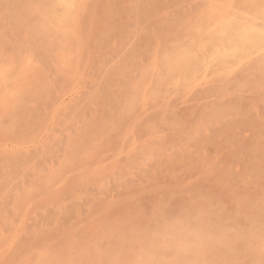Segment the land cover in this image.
Listing matches in <instances>:
<instances>
[{
  "label": "rangeland",
  "instance_id": "1",
  "mask_svg": "<svg viewBox=\"0 0 264 264\" xmlns=\"http://www.w3.org/2000/svg\"><path fill=\"white\" fill-rule=\"evenodd\" d=\"M58 1L0 0V264H263L264 49L226 65L198 51L195 75L164 63L243 0Z\"/></svg>",
  "mask_w": 264,
  "mask_h": 264
},
{
  "label": "bare ground",
  "instance_id": "2",
  "mask_svg": "<svg viewBox=\"0 0 264 264\" xmlns=\"http://www.w3.org/2000/svg\"><path fill=\"white\" fill-rule=\"evenodd\" d=\"M30 1V0H29ZM34 1V0H33ZM56 1V0H55ZM91 1V0H90ZM99 1V0H98ZM214 1V0H213ZM212 1V2H213ZM231 1V0H230ZM32 2V1H31ZM40 1H38V5L40 4L39 3ZM53 2V1H52ZM58 2H63L62 0H59ZM100 2H102V1H100ZM106 2V1H105ZM211 2V3H212ZM229 2V1H228ZM35 3V2H34ZM42 3V2H41ZM66 3H69V2H66ZM204 3V2H203ZM214 3V2H213ZM216 4H218V2H215ZM230 4L232 3V2H229ZM64 4H65V2H64ZM70 4V3H69ZM110 4V3H109ZM30 5H31V3H30ZM32 5H34V7H35V4H32ZM42 5V4H41ZM68 5V4H67ZM67 5H65V6H67ZM87 5V4H86ZM99 5V4H98ZM102 5V4H101ZM108 5V4H107ZM43 6V5H42ZM74 6V5H73ZM95 6V5H94ZM206 6H207V4H206ZM216 6V5H215ZM68 7V6H67ZM224 7V6H223ZM226 7V6H225ZM45 8V7H44ZM44 8H42V9H44ZM68 8H70V7H68ZM81 8H83V7H81ZM85 8V7H84ZM212 8V7H211ZM52 9H53V7H52ZM51 9V10H52ZM30 10V9H29ZM45 10V9H44ZM43 10V11H44ZM70 10V9H69ZM68 10V11H69ZM74 10V9H73ZM83 10V9H82ZM209 10H210V8H209ZM224 10H226L225 8H224ZM237 10H239V11H235V12H229V13H227V15L226 16H224L223 15V12H222V15L224 16L223 18L221 17L220 18V20L218 21H214V19H212L213 21H214V23L213 24H206V25H210V26H208V28H207V32L206 33H204V34H200L201 36L200 37H197V40L199 39V41L197 42V43H195V44H197L194 48L193 47H189V48H186L185 47V45H184V47H179V49L178 48H175V50H174V48H173V52L171 53V54H167L166 56L167 57H165V64H166V68H167V70H168V72H169V76H171V75H174V73L176 72V71H178V70H182L184 73H187V74H194L196 71H197V62L199 61V57H198V54H197V52L199 51V52H201L202 53V56H200V57H202V58H204V57H206L207 55L209 56L210 54L211 55H214L215 57H216V60L218 61H220V63L222 62L223 64L225 63V65L226 64H228L233 58H235V57H238V58H240L241 56H245V55H248L249 53H254V52H259V51H261L262 49H264V0H243L242 2H241V4H240V7H237ZM40 11V10H39ZM42 11V12H43ZM57 11V10H56ZM61 11V10H60ZM67 11V12H68ZM44 12H46V11H44ZM55 12V11H54ZM53 12V13H54ZM70 12V11H69ZM85 12V11H84ZM227 12V11H226ZM35 13V12H34ZM47 13V12H46ZM77 13H79V12H77ZM40 14V13H39ZM38 14V15H39ZM45 14V13H44ZM51 14V13H50ZM64 14V13H63ZM68 14V13H67ZM197 14V13H196ZM199 14V13H198ZM217 14V13H216ZM215 14V15H216ZM29 15V14H28ZM27 15V16H28ZM37 15V16H38ZM46 15V14H45ZM194 15H195V13H194ZM249 17H248V16ZM34 15L32 14V16L31 17H33ZM84 16V15H83ZM54 17H56V16H54ZM61 17V16H60ZM66 17V16H65ZM197 17H198V15H197ZM216 17H217V15H216ZM216 17H214L215 19H216ZM33 18H35V17H33ZM33 18H32V20H33ZM41 18H42V14H41ZM45 18V17H44ZM67 18V17H66ZM65 18V19H66ZM52 19V18H51ZM51 19H50V22H51ZM64 19V20H65ZM68 19H69V17H68ZM67 19V20H68ZM83 19V18H82ZM189 19V18H188ZM218 19H219V17H218ZM42 20V19H41ZM46 20V19H45ZM44 19H43V21H45ZM54 21H55V18L53 19ZM63 19L62 20H58V21H64ZM194 20H195V18H194ZM198 20H199V18H198ZM42 21V22H43ZM69 21V20H68ZM184 21V20H183ZM183 21H182V23H183ZM188 21V20H187ZM193 21V20H192ZM201 21V20H200ZM27 22V21H26ZM57 22V21H56ZM186 22V21H185ZM191 22V21H190ZM210 22H211V20H210ZM33 23V22H32ZM31 23V24H32ZM46 23H47V21H46ZM49 23V22H48ZM63 23V22H62ZM68 23V22H67ZM81 23V22H80ZM197 23V22H196ZM25 24V23H24ZM30 24V23H29ZM41 24V23H40ZM45 24V23H44ZM51 24V23H50ZM69 25H70V23H68ZM83 24V23H82ZM203 24H204V21H201L200 22V24L198 25L199 27H201L202 28V26H203ZM38 24H36V26H37ZM53 25V24H52ZM63 25V24H62ZM69 25H68V27H69ZM190 25V24H189ZM193 25V24H192ZM23 26V25H22ZM30 26V25H29ZM35 26V25H34ZM36 26H35V28H36ZM44 26V25H43ZM64 26V25H63ZM66 26V25H65ZM31 27V26H30ZM33 27V26H32ZM40 27V26H39ZM67 27V26H66ZM78 27V26H77ZM76 27V28H77ZM177 27V26H176ZM184 27V26H183ZM190 27V26H189ZM194 27V26H193ZM35 28H33V29H35ZM41 28V27H40ZM46 28V27H45ZM55 28V27H54ZM180 28H181V26H180ZM195 28V27H194ZM198 28V27H197ZM203 28H206V26L204 27L203 26ZM203 28H202V30H203ZM22 29H24V28H22ZM39 29V28H38ZM189 29V28H188ZM196 29V28H195ZM26 30H28V29H26ZM50 30H52V29H50ZM49 30V31H50ZM82 30H84V29H82ZM184 30V29H183ZM41 31H43V30H41ZM57 31V30H56ZM89 31V30H88ZM185 31V30H184ZM187 31V30H186ZM191 31V30H190ZM196 31V30H195ZM201 31V30H200ZM200 31H198V32H200ZM1 32V31H0ZM53 32V31H52ZM61 32V31H60ZM81 32V31H80ZM179 32V31H178ZM182 32V31H181ZM193 32V31H192ZM191 32V33H192ZM197 32V33H198ZM205 32V31H204ZM38 33H41V32H38ZM76 34H77V32H75ZM119 33V32H118ZM25 33H23V35H24ZM67 34V33H66ZM88 34H89V32H88ZM110 34V33H109ZM181 34V33H180ZM185 34V33H184ZM69 35V34H68ZM74 36L75 34H72L71 33V36ZM79 35V34H78ZM112 35V34H111ZM177 35V34H176ZM179 35V34H178ZM187 35H189V33L187 34ZM3 36V35H2ZM31 36V35H30ZM49 36V35H48ZM180 36V35H179ZM192 36V35H191ZM196 36H198V35H196ZM117 37V36H116ZM115 37V38H116ZM173 37V36H172ZM178 37V36H177ZM26 38H27V36H26ZM39 38V37H38ZM74 38V37H73ZM73 38H71V39H73ZM85 38V37H84ZM119 38V37H118ZM176 38V37H175ZM179 38V37H178ZM4 39V38H3ZM30 39V38H29ZM70 39V40H71ZM81 39H82V37H81ZM189 39V38H188ZM41 40V39H40ZM192 40V39H191ZM196 40V39H195ZM15 41V40H14ZM75 41V40H74ZM111 41V40H110ZM117 41V40H116ZM138 41V40H137ZM177 41V40H176ZM185 41V40H184ZM1 42V41H0ZM5 42H7V40L5 41ZM73 42V41H72ZM81 42V41H80ZM83 42H84V39H83ZM119 42H120V40H119ZM162 42V41H161ZM168 42V41H167ZM175 42V41H174ZM194 42V41H193ZM16 43V42H15ZM39 43V42H38ZM75 43V42H74ZM79 43V42H78ZM171 43V42H170ZM179 42H177L176 44H178ZM180 43H181V41H180ZM1 44V43H0ZM12 44V43H11ZM14 44V43H13ZM69 44H70V42H69ZM76 44V43H75ZM75 44H73V45H75ZM96 44V43H95ZM162 44H163V42H162ZM161 44V45H162ZM176 44H174V46L176 45ZM2 45V44H1ZM8 45V44H7ZM6 45V46H7ZM71 45H72V43H71ZM77 45V44H76ZM75 45V46H76ZM153 45V44H152ZM161 45H160V49H161ZM180 45V44H179ZM16 46V45H15ZM118 46V45H117ZM188 46V45H187ZM3 47V46H2ZM69 47V46H68ZM163 47V46H162ZM6 48H8V47H6ZM13 48V47H12ZM73 48H76V47H73ZM83 48V47H82ZM117 48V47H116ZM153 48V47H152ZM2 49V48H1ZM95 49H97V48H95ZM128 49H130V48H128ZM163 49H164V47H163ZM6 50V49H5ZM11 50H13V49H11ZM15 50V49H14ZM13 50V51H14ZM75 50H78V49H75ZM86 50H87V52H89V50L87 49V47H86ZM85 50V51H86ZM118 50V49H117ZM151 50V49H150ZM16 51V50H15ZM97 51V50H96ZM130 51H132L131 49H130ZM152 51V50H151ZM167 51V50H166ZM6 52H8V51H6ZM12 52V51H11ZM17 52H19V50L17 51ZM64 52V51H63ZM78 52V51H77ZM82 52V51H81ZM113 52V51H112ZM129 52V51H128ZM58 53V52H57ZM117 53V52H116ZM262 53H264V51L263 52H261V54ZM4 54H6V53H4ZM12 54V53H11ZM20 54V53H19ZM80 54V53H79ZM87 54V53H86ZM124 54V53H123ZM97 56L99 55V54H96ZM263 55V54H262ZM61 56V55H60ZM68 56V55H67ZM82 56V55H81ZM123 56V55H122ZM130 56V55H129ZM150 56V55H149ZM164 56H165V54H164ZM5 57V56H4ZM62 57V56H61ZM252 57V56H251ZM62 58H64V57H62ZM74 58V57H73ZM77 58V57H76ZM76 58H75V60H76ZM89 58V57H88ZM123 58V57H122ZM134 58V57H133ZM256 58H258V57H256ZM15 59V58H14ZM96 59H98V58H96ZM119 59V58H118ZM149 59V58H148ZM158 59V58H157ZM160 59V58H159ZM201 59V58H200ZM205 59H207V58H205ZM244 59H245V57H244ZM254 59V58H253ZM261 59V58H260ZM20 60V59H19ZM21 60H22V58H21ZM24 60V59H23ZM63 60V59H62ZM80 60V59H79ZM236 60V59H235ZM240 60H242V58L240 59ZM249 60V59H248ZM74 61V60H73ZM72 61V63H74ZM97 61V60H96ZM98 61H100V60H98ZM116 61V60H115ZM120 61V60H119ZM118 61V62H119ZM128 61V60H127ZM130 61V60H129ZM154 61V60H153ZM209 61H210V59H209ZM212 61V60H211ZM239 61V60H238ZM260 61V60H259ZM17 62H19L18 60H17ZM27 62V61H26ZM64 62V61H63ZM90 62V61H89ZM138 62V61H137ZM140 62V61H139ZM201 62V61H200ZM203 62V61H202ZM232 62V61H231ZM236 62V61H235ZM246 62V61H245ZM2 63H4V62H2ZM16 63V62H15ZM79 63V62H78ZM87 63V62H86ZM85 63V64H86ZM92 63H94V62H92ZM101 63H102V61H101ZM113 63V62H112ZM111 63V64H112ZM135 63V62H134ZM148 63V62H147ZM153 63V62H152ZM209 63V62H208ZM237 63V62H236ZM240 63V62H239ZM242 63V62H241ZM248 63V62H247ZM247 63H245V64H247ZM21 65H22V63H20ZM77 64V63H76ZM88 65H89V63H87ZM122 64V63H121ZM124 64H126V63H124ZM131 64V63H130ZM136 64V63H135ZM145 64V63H144ZM161 64V63H160ZM163 64V63H162ZM200 64V63H199ZM212 64V63H211ZM210 64V65H211ZM235 64V63H234ZM13 65V64H12ZM20 65V66H21ZM29 65V64H28ZM79 65V64H78ZM109 65H110V63H109ZM116 65V64H115ZM132 65V64H131ZM146 65V64H145ZM144 65V67H146ZM233 65V64H232ZM231 65V66H232ZM244 65V64H243ZM261 65V64H260ZM263 65H264V63H263ZM6 66H7V64H6ZM15 66V65H14ZM19 66V67H20ZM27 66V65H26ZM81 66V65H80ZM94 66V65H93ZM98 66V65H97ZM103 66V65H102ZM101 66V67H102ZM117 66V65H116ZM223 66V65H222ZM228 66V65H227ZM25 67V66H24ZM87 67V66H86ZM100 67V68H101ZM126 67H129V66H126ZM134 67V66H133ZM141 67V66H140ZM202 67V66H201ZM216 67V66H215ZM230 67V66H229ZM242 67V66H241ZM263 67V66H262ZM8 68V67H7ZM17 68V67H16ZM75 68V67H74ZM83 68V67H82ZM120 68V67H119ZM118 68V69H119ZM135 68V67H134ZM147 68V67H146ZM161 68H164V66H162ZM210 68H211V66H210ZM228 68V67H227ZM258 68V67H257ZM29 69V68H28ZM73 69V68H72ZM98 69V68H97ZM107 69H108V67H107ZM106 69V70H107ZM114 69V68H113ZM136 69V68H135ZM229 69V68H228ZM237 69V68H236ZM262 69V68H261ZM21 70V69H20ZM31 70V69H30ZM29 70V71H30ZM86 70V69H85ZM88 70V69H87ZM91 70H93V69H91ZM121 70V69H120ZM200 70V69H199ZM235 70V69H234ZM233 70V71H234ZM17 71V70H16ZM84 71V70H83ZM83 71H82V73H83ZM125 71V70H124ZM123 71V72H124ZM143 71H145V69L144 70H142L141 72H143ZM146 71H148V70H146ZM159 71V70H158ZM164 71V70H163ZM72 72V71H71ZM161 72H162V70H161ZM218 72H219V70H218ZM230 72V71H229ZM15 73V72H14ZM20 73V72H19ZM22 73V72H21ZM25 73H27V75H28V72H27V70L26 71H24L23 72V75L25 74ZM77 73V72H76ZM105 73H107V72H105ZM146 73V72H145ZM155 73H157V72H155ZM166 73V72H165ZM182 73V72H181ZM33 74V73H32ZM36 73H34V75H35ZM81 74V73H80ZM79 74V75H80ZM89 74V73H88ZM98 74V73H97ZM112 74V73H111ZM115 74V73H114ZM124 74V73H123ZM127 74V73H126ZM149 74V73H148ZM153 74V73H152ZM162 74V73H161ZM161 74H159V75H161ZM221 74V73H220ZM225 74V73H224ZM254 74V73H253ZM15 75H16V73H15ZM21 74H19V76H20ZM27 75H26V77H27ZM78 75V74H77ZM109 75V74H108ZM135 75V74H134ZM133 75V76H134ZM138 75V74H137ZM136 75V76H137ZM159 75H157L158 77H159ZM163 75V74H162ZM195 75V74H194ZM219 75V74H218ZM2 76V75H1ZM22 76V75H21ZM72 76V75H71ZM155 76V75H154ZM182 76H184V75H182ZM191 76V75H190ZM189 75H187L186 77H190ZM4 77V76H3ZM12 77V76H11ZM15 77V76H14ZM18 77V76H17ZM23 77H25V76H23ZM22 77V78H23ZM29 77H31V76H29ZM77 76H75V78H76ZM87 77V76H86ZM112 77V76H111ZM131 77V76H130ZM144 77V76H143ZM143 77H141L140 78V80H142V78ZM156 77V76H155ZM163 77V76H162ZM165 77V76H164ZM172 77V76H171ZM170 77V78H171ZM186 77H184V78H186ZM226 77V76H225ZM249 77V76H248ZM247 77V78H248ZM261 77H262V75H261ZM264 77V76H263ZM16 78V77H15ZM20 78V77H19ZM28 78V77H27ZM32 78H34L35 79V77H33V75H32ZM37 78V77H36ZM145 78V77H144ZM4 79V78H3ZM14 78H12V80H13ZM18 79V78H17ZM26 79V78H25ZM80 79V78H79ZM99 79V78H98ZM98 79H97V81H98ZM132 79V78H131ZM153 79V78H152ZM176 79H178L177 77H176ZM192 79V78H191ZM191 79H189V80H191ZM228 79V78H227ZM261 79V78H260ZM15 80V79H14ZM19 80V79H18ZM27 80V79H26ZM38 80L39 79H37L36 81L38 82ZM83 80H84V78H83ZM87 80V79H86ZM119 80H121V79H119ZM134 80H139V78L138 79H134ZM146 79H144V81H145ZM147 80H150V79H147ZM146 80V82H148ZM154 80V79H153ZM170 80V79H169ZM172 80V79H171ZM229 80V79H228ZM227 80V81H228ZM231 80H233L232 78H231ZM242 80V79H241ZM243 80H245V79H243ZM247 80V79H246ZM4 81V80H3ZM2 80H1V82H3ZM6 81V80H5ZM17 81V80H16ZM15 81V82H16ZM22 81H23V79H22ZM25 81V80H24ZM28 81V80H27ZM41 81V80H40ZM74 81V80H73ZM81 81V79L79 80V82ZM110 81V80H109ZM118 81V80H117ZM133 81V80H132ZM156 81H157V79H156ZM174 81V80H173ZM200 81V80H199ZM236 81V80H235ZM240 81V80H239ZM255 81V80H254ZM262 81V80H261ZM10 82V81H9ZM34 82V81H33ZM75 82V81H74ZM77 82H78V80H77ZM115 82V81H114ZM120 82H122V81H120ZM126 82V81H125ZM145 82V83H146ZM154 82V81H153ZM158 82V81H157ZM161 82V81H160ZM18 83V82H17ZM81 83V82H80ZM79 83V84H80ZM84 83H85V81H84ZM118 83V82H117ZM140 83V82H139ZM149 83V82H148ZM167 83H168V81H167ZM172 84H173V82H171ZM225 83V82H224ZM223 83V84H224ZM249 83V82H248ZM3 84V83H2ZM6 84H8V87H9V83H6ZM14 84V83H13ZM34 84H35V82H34ZM69 84V83H68ZM122 84H123V82H122ZM126 84H127V82H126ZM137 84V83H136ZM143 84V83H142ZM150 84V83H149ZM160 84V83H159ZM215 84V83H214ZM220 84H222V83H220ZM237 84H239V83H237ZM241 84L242 83H240V86H241ZM244 84V83H243ZM22 84H20L19 83V86H21ZM39 85V84H38ZM72 85V84H71ZM119 85V84H118ZM130 85V84H129ZM161 85V84H160ZM228 85V84H227ZM226 85V86H227ZM245 85V84H244ZM25 86H27V85H25ZM36 86V85H35ZM68 86V85H67ZM66 86V87H67ZM77 86H79V85H76V87ZM103 86V85H102ZM131 86V85H130ZM148 86V85H147ZM158 86V85H157ZM163 86H164V84H163ZM163 86H161V87H163ZM170 86V85H169ZM214 86V85H213ZM238 86V85H237ZM236 86V87H237ZM256 86V85H255ZM38 87V86H37ZM40 87V86H39ZM74 87V86H73ZM72 87V88H73ZM101 87V86H100ZM126 87V86H125ZM137 88H138V86H136ZM196 87V86H195ZM219 87V86H218ZM244 87V86H243ZM262 87H264V86H262ZM3 88V87H2ZM1 88V89H2ZM11 88V85H10V87H9V89ZM20 88V87H19ZM30 89H31V91L33 92V88H31V87H29ZM148 88V87H147ZM153 88V87H152ZM156 88V87H155ZM166 88V87H165ZM172 88V87H171ZM215 88V87H214ZM227 88V87H226ZM28 89V88H27ZM33 89V90H32ZM37 89H39V88H37ZM77 89H79V88H77ZM95 89V88H94ZM113 89V88H112ZM128 89V88H127ZM134 89V88H133ZM144 89V88H143ZM151 89V88H150ZM204 89H206V88H204ZM4 90V89H3ZM11 90V89H10ZM22 90H24V89H22ZM26 90V89H25ZM71 90V89H70ZM75 90H76V88H75ZM74 90V91H75ZM104 90V89H103ZM115 90V89H114ZM119 90V89H118ZM159 90V89H158ZM167 90V89H166ZM169 90V89H168ZM167 90V91H168ZM191 90V89H190ZM201 90V89H200ZM199 90V91H200ZM207 90V89H206ZM217 90H220V89H217ZM14 91V90H13ZM17 91V90H16ZM20 91V90H19ZM77 91V90H76ZM75 91V92H76ZM93 91V90H92ZM101 91V90H100ZM120 91V90H119ZM138 91H141L139 88H138ZM148 91V90H147ZM151 91V90H150ZM155 91V90H154ZM170 91V90H169ZM210 91V90H209ZM208 91V92H209ZM221 91V90H220ZM28 92V91H27ZM80 92V91H79ZM78 92V93H79ZM110 92V91H109ZM112 92H114V91H112ZM152 92V91H151ZM159 92V91H158ZM161 92V91H160ZM159 92V93H160ZM197 92V91H196ZM201 92V91H200ZM206 92V91H205ZM226 92V91H225ZM234 92V91H233ZM8 93V92H7ZM11 93V92H10ZM13 93V92H12ZM11 93V94H12ZM16 93V92H15ZM21 93V92H20ZM73 93V92H72ZM104 93V92H103ZM132 93V92H131ZM133 93H136V92H133ZM172 93V92H171ZM190 93V92H189ZM193 93H195V92H193ZM198 93V92H197ZM221 93V92H220ZM237 93V92H236ZM6 94V93H5ZM34 94H35V92H34ZM98 94V93H97ZM120 94V93H119ZM118 94V95H119ZM126 94V93H125ZM139 94V93H138ZM151 94V93H150ZM166 94V93H165ZM196 94V93H195ZM202 94V93H201ZM217 94V93H216ZM18 96H19V94H17ZM69 95H73V94H69ZM115 95V94H114ZM130 95V94H129ZM134 95V94H133ZM140 95V94H139ZM141 95H142V93H141ZM151 95H153V93L151 94ZM151 95H150V97H151ZM158 95V94H157ZM156 95V96H157ZM182 95V94H181ZM232 95H235V94H232ZM250 95V94H249ZM257 95V94H256ZM260 95V94H259ZM0 96H1V94H0ZM10 96V95H9ZM15 96V95H14ZM22 96V95H21ZM27 96V95H26ZM76 96V95H75ZM94 96H95V94H94ZM128 96V95H127ZM135 96V95H134ZM146 96V95H145ZM148 97H149V95H147ZM169 96V95H168ZM263 96V95H262ZM2 97H3V95H2ZM4 97H5V95H4ZM3 97V98H4ZM28 97V96H27ZM32 97V96H31ZM74 97V95L73 96H71V99ZM88 97H89V95H88ZM108 97H111V96H109L108 95ZM138 97V96H137ZM141 96H139V98H140ZM143 97V96H142ZM154 97V96H153ZM159 97V96H158ZM158 97H156V98H158ZM171 97V96H170ZM201 97V96H200ZM7 98V97H6ZM17 98V97H16ZM75 98V97H74ZM96 98H98V97H96ZM113 98H114V96H113ZM126 98V97H125ZM129 97H127L126 99H128ZM259 98H261V97H258V99ZM263 98V97H262ZM23 99V98H22ZM90 99H91V97H90ZM99 99V98H98ZM98 99H97V101H98ZM103 99V98H102ZM116 99V98H115ZM135 99V98H134ZM147 99H149V98H147ZM154 99V98H153ZM202 99V98H201ZM229 99V98H228ZM8 100V99H7ZM14 100V99H13ZM24 100H25V98H24ZM23 100V101H24ZM61 100V99H60ZM59 100V101H60ZM96 100V99H95ZM94 100V101H95ZM100 100V99H99ZM114 100V99H113ZM132 100H133V98H132ZM200 100V99H199ZM1 101V100H0ZM6 101V100H5ZM11 101V100H10ZM26 101V100H25ZM84 101V100H83ZM91 101H92V99H91ZM129 101V100H128ZM154 101V100H153ZM156 101V100H155ZM209 101V100H208ZM248 101H249V99H248ZM2 102V101H1ZM20 102V101H19ZM88 102V101H87ZM93 102V101H92ZM100 102V101H99ZM103 102H104V100H103ZM109 102H110V99H109ZM115 102V101H114ZM116 102H118V101H116ZM130 102V101H129ZM136 102H138V100L136 101ZM220 102V101H219ZM242 102V101H241ZM17 103V102H16ZM78 103V102H77ZM98 103V102H97ZM121 103V102H120ZM205 103V102H204ZM233 103V102H232ZM239 103V102H238ZM250 103V102H249ZM92 104V103H91ZM119 104V103H118ZM118 104H117V106H118ZM130 104V103H129ZM132 104V103H131ZM203 104V103H202ZM211 104V103H210ZM219 104V103H218ZM252 104V103H251ZM3 105V104H2ZM4 105H5V102H4ZM93 105V104H92ZM99 105V104H98ZM109 105V104H108ZM142 105V104H141ZM205 105V104H204ZM212 105V104H211ZM235 105V104H234ZM249 105V104H248ZM255 105V104H254ZM58 106V105H57ZM63 106V105H62ZM66 106H68V105H66ZM103 106V105H102ZM130 106H132V105H129V107ZM139 106V105H138ZM200 106V105H199ZM208 106H210V105H208ZM232 106H233V104H232ZM238 106V105H237ZM237 106H235V107H237ZM247 106V105H246ZM14 107V106H13ZM84 107V106H83ZM96 107V106H95ZM123 107V109H124V106H122ZM137 107V106H136ZM142 107H143V105H142ZM142 107H140V108H142ZM198 107V106H197ZM222 107H223V105H222ZM221 107V108H222ZM257 107V106H256ZM55 108V107H54ZM65 108V107H64ZM76 108V107H75ZM128 108V107H127ZM138 108V107H137ZM144 108V107H143ZM238 108V107H237ZM236 108V109H237ZM242 108V107H241ZM247 108V107H246ZM249 108V107H248ZM10 109V108H9ZM66 109V108H65ZM64 109V110H65ZM201 109V108H200ZM214 109V108H213ZM223 110H224V108H222ZM56 110V109H55ZM190 110V109H189ZM195 110H197V109H195ZM248 110H250V109H248ZM262 110V109H261ZM7 111V110H6ZM5 111V112H6ZM60 111H62V109L60 110ZM124 111V110H123ZM129 111V110H128ZM213 111L214 110H212V112L211 113H213ZM240 111V110H239ZM238 111V112H239ZM53 112H55V111H53ZM96 112V111H95ZM187 112V111H186ZM237 112V113H238ZM244 112H245V110H244ZM253 112V111H252ZM261 112V111H260ZM57 113V112H56ZM61 113V112H60ZM129 113V112H128ZM198 113V112H197ZM240 113V112H239ZM262 113V112H261ZM54 114V113H53ZM97 114H98V112H97ZM130 114V113H129ZM133 114L134 115H136L135 114V112H133ZM160 114V113H159ZM188 114V113H187ZM219 114V113H218ZM250 114V113H249ZM260 114V113H259ZM100 115V114H99ZM111 115V114H110ZM158 115V114H157ZM189 115V114H188ZM206 115V114H205ZM216 115V114H215ZM122 116V115H121ZM125 116V115H124ZM124 116H122V117H124ZM182 116V115H181ZM262 116V115H261ZM53 117V116H52ZM99 117V116H98ZM132 117H134V116H131V118ZM153 117V116H152ZM204 117V116H203ZM206 117V116H205ZM204 117V118H205ZM121 118V117H120ZM157 118V117H156ZM155 118V119H156ZM187 118H189V117H187ZM52 119V118H51ZM113 119H114V117H113ZM134 119V118H133ZM146 119V118H145ZM152 119V118H151ZM160 119V118H159ZM183 119V118H182ZM186 119V118H185ZM218 119V118H217ZM54 120V119H53ZM163 120V119H162ZM161 120V121H162ZM184 120V119H183ZM192 120H194L193 118H192ZM110 121V120H109ZM146 121V120H145ZM203 121V120H202ZM206 121V120H205ZM118 122V121H117ZM115 123V122H114ZM119 123V122H118ZM156 123H157V121H156ZM190 123V122H189ZM151 124V123H150ZM183 124V123H182ZM203 124V123H202ZM143 125V124H142ZM184 125V124H183ZM187 125V124H186ZM10 126V125H9ZM110 126V125H109ZM115 126V125H114ZM146 126H147V123H146ZM149 126V125H148ZM154 126H156V125H154ZM158 126V125H157ZM193 126H194V124H193ZM192 126V127H193ZM11 127V126H10ZM112 127V126H111ZM138 127H140V126H138ZM143 127V126H142ZM163 127V126H162ZM3 128V127H2ZM8 128V127H7ZM110 128V127H109ZM148 128V127H147ZM150 128V127H149ZM152 128H153V126H152ZM160 128V127H159ZM199 128V127H198ZM156 129V128H155ZM163 129H164V127H163ZM162 129V130H163ZM150 130H151V128H150ZM159 130V129H158ZM198 130V129H197ZM200 130V129H199ZM4 131V130H3ZM132 131V130H131ZM137 131H138V129H137ZM140 131V130H139ZM152 131V130H151ZM154 131V130H153ZM160 132L159 133H162V134H160V135H163V132H161V129L159 130ZM203 131V130H202ZM6 132V131H5ZM12 132V131H11ZM143 132V131H142ZM157 132V131H156ZM192 132H194V131H192ZM196 132V131H195ZM1 133V132H0ZM8 133V132H7ZM127 133V132H126ZM134 133V132H133ZM144 133V132H143ZM137 134H138V132H137ZM153 134V133H152ZM5 135V134H4ZM7 135V134H6ZM11 135H13V134H11ZM141 135L142 136H144L142 133H141ZM155 135V134H154ZM138 136V135H137ZM136 136V137H137ZM7 137V136H6ZM12 137V136H11ZM160 137V136H159ZM14 138V137H13ZM21 138V137H20ZM146 138H148V137H146ZM155 138H157L158 139V137H156L155 136ZM185 138V137H184ZM3 139V138H2ZM141 139V138H140ZM16 140V139H15ZM23 140V139H22ZM132 140V139H131ZM156 140V139H155ZM5 141V140H4ZM25 141V140H24ZM24 141H21V142H24ZM141 141H143V140H141ZM140 141V142H141ZM152 141V143H153V140H151ZM163 141V140H162ZM184 141H185V139H184ZM7 142H10V140L9 141H7ZM149 142V141H148ZM17 143H19V142H17ZM145 143H146V141H145ZM11 144V143H10ZM21 143H19L18 145H20ZM138 144V143H137ZM141 144H143L142 142H141ZM158 144V143H157ZM17 145V144H16ZM22 145V144H21ZM20 145V146H21ZM156 145V144H155ZM188 145V144H187ZM141 146V145H140ZM140 146H138L137 145V147H138V149L140 148ZM150 146V145H149ZM6 147V146H5ZM12 147H16V146H11V148ZM136 147V146H135ZM144 147V146H143ZM153 147H155V146H153ZM159 147V146H158ZM4 148V147H3ZM147 148V147H146ZM151 148V147H150ZM149 148V149H150ZM160 148V147H159ZM163 148V147H162ZM129 149V148H128ZM137 149V148H136ZM135 149V150H136ZM5 150V149H4ZM10 150H12V149H10ZM130 150V149H129ZM140 150V149H139ZM143 150V149H142ZM145 150V149H144ZM156 150V149H155ZM5 151H7V150H5ZM133 151V150H132ZM158 151H159V149H158ZM3 152V151H2ZM150 152V151H149ZM162 152H163V150H162ZM162 152H160V153H162ZM140 153V152H139ZM148 153V152H147ZM157 153H159V152H157ZM141 154H143V153H141ZM130 155V154H129ZM146 155V154H145ZM149 155H151V154H149ZM153 155V154H152ZM128 156V155H127ZM124 157H125V155H124ZM143 157H144V155H143ZM146 157V156H145ZM141 158V157H140ZM136 158H134V160H135ZM151 159V158H150ZM138 160V159H137ZM133 161V160H132ZM186 161H187V159H186ZM135 162H137V161H135ZM141 162V161H140ZM134 163V162H133ZM125 164H126V162H125ZM128 165V164H127ZM99 170V169H98ZM97 172V171H96ZM99 173V172H98ZM94 174H96L97 175V173H94ZM100 176H102V175H100ZM102 178V177H101ZM101 181V180H100ZM179 204V203H178ZM181 205V207H182V204H180ZM179 205V206H180ZM187 205V204H186ZM216 205V204H215ZM219 205V204H218ZM223 205V204H222ZM178 206V205H177ZM188 206V205H187ZM191 206H192V204H191ZM171 207V206H170ZM184 207V206H183ZM189 207V206H188ZM187 207V208H188ZM196 207V206H195ZM204 207V206H203ZM222 207H224V206H222ZM174 208V207H173ZM179 208V207H178ZM186 208V207H185ZM192 208V207H191ZM170 209V208H169ZM188 209H190V208H188ZM198 209V208H197ZM211 209V208H210ZM223 209H226V208H223ZM229 209V208H228ZM167 210V209H166ZM181 210H183V209H181ZM181 210H179V211H181ZM186 210V209H185ZM222 210V209H221ZM233 210V209H232ZM263 210V209H262ZM163 211V210H162ZM187 211V210H186ZM189 211H191V209L189 210ZM199 211V210H198ZM225 211V210H224ZM230 211V210H229ZM235 211V210H234ZM164 212H167V211H164ZM196 212V211H195ZM221 212V211H220ZM160 213V212H159ZM167 213H169V212H167ZM167 213H165V214H167ZM171 213V212H170ZM176 213H177V215H179L180 216V214H179V212H177L176 211ZM210 213V212H209ZM230 213V212H229ZM183 214V213H182ZM194 214V213H193ZM205 214V213H204ZM163 215H164V213H163ZM173 215H175V214H173ZM189 215V214H188ZM197 215V214H196ZM202 215V214H201ZM206 215V214H205ZM221 215V214H220ZM229 215V214H228ZM235 215V214H234ZM255 215V214H254ZM259 215H260V213H259ZM162 216V215H161ZM168 216V215H167ZM169 216H171V215H169ZM178 216V217H179ZM185 216V215H184ZM208 216V215H207ZM206 216V217H207ZM215 216H216V214H215ZM232 216V215H231ZM236 216V215H235ZM238 216V215H237ZM246 216V215H245ZM256 216V215H255ZM157 217V216H156ZM156 217H155V219H156ZM159 217H160V215H159ZM164 217V216H163ZM175 217H177L176 215H175ZM182 217V216H181ZM186 217H187V215H186ZM190 217V216H189ZM192 217V216H191ZM218 217H220L219 215H218ZM244 217V216H243ZM173 219H174V216L172 217ZM188 218V217H187ZM197 218H198V216H197ZM244 218H246V217H244ZM154 219V220H155ZM159 219V218H158ZM172 219V220H173ZM175 219H177V218H175ZM180 219V218H179ZM217 219V218H216ZM225 219V218H224ZM230 219V218H229ZM231 219H233V218H231ZM165 220H167V219H165ZM164 220V221H165ZM199 220H201V219H199ZM218 220V219H217ZM227 220V219H226ZM242 220V219H241ZM158 220L156 219V222H157ZM167 221H169V220H167ZM178 221V220H177ZM181 221V220H180ZM179 221V222H180ZM203 221V223H205L204 222V220H202ZM223 221V220H222ZM250 221V220H249ZM248 221V222H249ZM260 221V220H259ZM262 221V220H261ZM159 222V221H158ZM158 222H157V224H158ZM161 222V221H160ZM166 222V221H165ZM173 222H176V220H174ZM173 222H170V223H173ZM182 222V221H181ZM180 222V223H181ZM185 222V221H184ZM232 222V221H231ZM219 223V222H218ZM236 223V222H235ZM234 223V224H235ZM250 223V222H249ZM260 223V222H259ZM162 224H165V223H163L162 222ZM167 224V223H166ZM165 224V225H166ZM178 224V223H177ZM194 224V223H193ZM199 223H198V221H197V223H196V225H198ZM211 224V223H210ZM210 224H209V226H210ZM239 224V223H238ZM245 224V223H244ZM243 224V225H244ZM153 225V224H152ZM164 225V226H165ZM169 225V224H168ZM181 225V224H180ZM200 226V229H201V223L199 224ZM212 225H214V224H212ZM240 225V224H239ZM263 225H264V223H263ZM174 226V225H173ZM177 226V225H176ZM185 226V225H184ZM190 226H191V224H190ZM225 226V225H224ZM227 226V225H226ZM254 226V225H253ZM163 227V226H162ZM169 227H170V225H169ZM168 227V228H169ZM175 227V226H174ZM246 227V226H245ZM250 227V226H249ZM259 227V226H258ZM257 227V228H258ZM261 227V226H260ZM161 228V227H160ZM165 228V227H164ZM163 228V229H164ZM179 228V227H178ZM181 228H182V225H181ZM195 228V227H194ZM210 228V227H209ZM208 228V229H209ZM219 228V227H218ZM221 228V227H220ZM228 228H229V226H228ZM255 228V227H254ZM170 229H172V228H170ZM190 229V228H189ZM214 229V228H213ZM233 229V228H232ZM162 230V229H161ZM168 230V229H167ZM167 230H166V233H167ZM191 230V229H190ZM198 230V229H197ZM215 230V229H214ZM225 230V229H224ZM233 230H236L235 228L233 229ZM256 230V229H255ZM156 231V230H155ZM170 231H172V230H169V232ZM175 231V230H174ZM173 231V232H174ZM181 231V230H180ZM189 231V230H188ZM193 231V230H192ZM203 231V230H202ZM209 231V230H208ZM218 231V230H217ZM264 231V230H263ZM146 232V231H145ZM159 232V231H158ZM163 232V231H162ZM216 232V231H215ZM259 232V231H258ZM146 233H148V232H146ZM155 233V232H154ZM171 233V232H170ZM175 234H176V232H174ZM184 233V232H183ZM186 233V232H185ZM198 234H200V233H202L201 231L200 232H197ZM205 233V232H204ZM231 233H232V231H231ZM234 233V232H233ZM243 233H245V232H243ZM253 233V232H252ZM156 234V233H155ZM162 234V233H161ZM211 234V233H210ZM226 234V233H225ZM224 234V235H225ZM238 234V233H237ZM236 234V235H237ZM240 234V233H239ZM251 234V233H250ZM147 235V234H146ZM151 236H152V234H150ZM166 235V234H165ZM187 235V234H186ZM202 235V234H201ZM227 235V234H226ZM232 235H234V234H232ZM246 235V234H245ZM259 235H262V234H259ZM142 236V235H141ZM140 236V237H141ZM159 236H162V235H159ZM169 236V235H168ZM193 236H195V235H193ZM200 236V235H199ZM239 236V235H238ZM253 236V235H252ZM155 237V236H154ZM172 237V236H171ZM174 237V236H173ZM228 237V236H227ZM243 237V236H242ZM146 238V237H145ZM163 238H164V236H163ZM177 238V237H176ZM182 238V237H181ZM192 238V237H191ZM200 237H198L197 239H199ZM215 238V237H214ZM230 238H231V236H230ZM229 238V239H230ZM249 238V237H248ZM253 238V237H252ZM255 238V237H254ZM259 238V237H258ZM171 239V238H170ZM184 239V238H183ZM194 239V238H193ZM203 239H205V238H203ZM216 239V238H215ZM215 239H213V240H215ZM232 239H234V238H232ZM231 239V240H232ZM238 239H241V237L240 238H238ZM256 239V238H255ZM145 240V239H144ZM150 240V239H149ZM148 240V241H149ZM163 240V239H162ZM161 240V241H162ZM173 240V239H172ZM217 240V239H216ZM242 240V239H241ZM258 240V239H257ZM140 241V240H139ZM142 241V240H141ZM152 241V240H151ZM150 241V242H151ZM174 241V240H173ZM200 241V240H199ZM199 241L197 242V243H199ZM218 241V240H217ZM235 241V240H234ZM243 241H245V240H243ZM242 241V242H243ZM149 242V243H150ZM158 242V241H157ZM167 242V241H166ZM169 242V241H168ZM176 242V241H175ZM182 242V241H181ZM192 242H193V240H192ZM203 242V241H202ZM201 242V243H202ZM212 242V241H211ZM214 242V241H213ZM212 242V243H213ZM177 243V242H176ZM183 243H185V242H183ZM221 243H223V242H221ZM264 243V242H263ZM153 244V243H152ZM165 244V243H164ZM167 244H170V243H167ZM175 244V243H174ZM179 244V243H178ZM193 244H195V243H193ZM208 244V243H207ZM207 244L205 245V246H207ZM230 244V243H229ZM229 244H225V245H229ZM250 244H252L251 242H250ZM249 244V245H250ZM262 244V243H261ZM260 244V245H261ZM131 245H132V243H131ZM142 244H140L139 246H141ZM147 245H148V243H147ZM147 245H145V246H147ZM155 245H157L156 243H155ZM177 245V244H176ZM184 245V244H183ZM182 245V247H184ZM223 245V244H222ZM236 245V244H235ZM144 246V247H145ZM174 246V245H173ZM188 246V245H187ZM191 246V245H190ZM201 246L203 247L204 245L203 244H201ZM211 246V245H210ZM218 246V245H217ZM239 246V245H238ZM254 246V245H253ZM130 247V246H129ZM143 246H142V248H144ZM157 247H159V246H157ZM176 247V246H175ZM178 247V246H177ZM193 247V246H192ZM197 247V246H196ZM222 247V246H221ZM231 247V246H230ZM240 247V246H239ZM133 248V247H132ZM147 247H145V249H146ZM167 248V247H166ZM172 248V247H171ZM180 248H181V246H180ZM190 248V247H189ZM189 248H187V250L189 249ZM224 248H225V246H224ZM243 248V247H242ZM253 248V247H252ZM251 248V249H252ZM255 248V247H254ZM260 248V247H259ZM161 249H162V247H161ZM184 249V248H183ZM186 249V248H185ZM184 249V250H185ZM196 249H198V247L196 248ZM211 249V248H210ZM227 249V248H226ZM231 249V248H230ZM234 249H235V247H234ZM261 249V248H260ZM259 249V250H260ZM134 250V249H133ZM136 250V249H135ZM147 250V249H146ZM149 250V249H148ZM147 250V251H148ZM166 250V249H165ZM192 250V249H191ZM190 250V251H191ZM203 250V249H202ZM243 250V249H242ZM264 250V249H263ZM129 251V250H128ZM128 251H127V253H128ZM143 251H144V249H143ZM153 251V250H152ZM177 251H179V250H177ZM186 251V250H185ZM185 251H184V253H185ZM225 251V250H224ZM227 251V250H226ZM133 252V251H132ZM137 252V251H136ZM156 252H157V250H156ZM171 252V251H170ZM176 252V251H175ZM196 252V251H195ZM205 252V251H204ZM203 252V253H204ZM218 252V251H217ZM233 252V251H232ZM262 252V251H261ZM151 253V252H150ZM180 253V252H179ZM193 253V252H192ZM215 253V252H214ZM213 253V254H214ZM228 254H229V252H227ZM226 253V254H227ZM257 253V252H256ZM256 253L254 254V255H256ZM260 253V252H259ZM128 254H131V253H128ZM137 254H138V252H137ZM148 254V253H147ZM160 254H162V253H160ZM186 254V253H185ZM191 254V253H190ZM189 254V255H190ZM200 254V253H199ZM224 253H222V255H223ZM233 254V253H232ZM237 254H238V252H237ZM240 255H241V253H239ZM126 255V254H125ZM132 255V254H131ZM130 255V256H131ZM156 255V254H155ZM154 255V256H155ZM169 255V254H168ZM182 255H184V254H182ZM181 255V257H183ZM186 255H188V254H186ZM188 255V256H189ZM192 255V254H191ZM196 255V254H195ZM201 255V254H200ZM204 255H205V253H204ZM221 255V256H222ZM251 254H249V256H250ZM254 255H252V256H254ZM137 256V255H136ZM147 256V255H146ZM185 256V255H184ZM226 256V255H225ZM231 256V255H230ZM229 256V257H230ZM234 256V255H233ZM247 256V255H246ZM264 256V255H263ZM135 257V256H134ZM138 257H140L139 256V254H138ZM160 257V256H159ZM176 257H178V256H176ZM198 257V256H197ZM200 257V256H199ZM212 257V256H211ZM219 257H220V255H219ZM241 257V256H240ZM125 258V257H124ZM123 258V259H124ZM144 258V257H143ZM146 258V257H145ZM149 258V257H148ZM190 258V257H189ZM195 258V259H194ZM193 259L194 260H196L197 258L196 257H194ZM204 258V257H203ZM206 258V257H205ZM214 258V257H213ZM222 258V257H221ZM257 258V257H256ZM260 258V257H259ZM126 259H127V257H126ZM181 260H182V258H180ZM185 259V258H184ZM191 259H192V256H191ZM199 259V258H198ZM217 259V258H216ZM226 259V258H225ZM255 259V258H254ZM133 260V259H132ZM135 260V259H134ZM141 260V259H140ZM154 260V259H153ZM221 260V259H220ZM237 260V259H236ZM242 260V259H241ZM245 260H246V258H245ZM253 260V259H252ZM264 260V259H263ZM123 261H125V259L124 260H122V261H119V262H122L123 263ZM129 261V260H128ZM142 261V260H141ZM157 261V260H156ZM169 261V260H168ZM170 261H171V259H170ZM182 261H184V260H182ZM181 261V263H183ZM186 261V260H185ZM187 261H188V259H187ZM211 261H212V259H211ZM215 261V260H214ZM218 262H219V260H217ZM232 261H233V259H232ZM254 261V260H253ZM137 262H138V258H137ZM136 262V263H137ZM149 262V261H148ZM155 262V261H154ZM160 262V261H159ZM162 262V261H161ZM172 262H173V260H172ZM198 262V261H197ZM204 262H205V260H204ZM206 262H207V260H206ZM205 262V263H206ZM217 262V263H218ZM227 262V261H226ZM125 264H126V261L124 262ZM140 264H141V262H139ZM145 263V262H144ZM156 263V262H155ZM177 263V262H176ZM179 263H180V261H179ZM180 263V264H181ZM187 263V262H186ZM185 262H184V264H186ZM189 263V262H188ZM187 263V264H188ZM196 263V262H195ZM213 263V262H212ZM233 263H235V262H233ZM244 263V262H243ZM246 263V262H245ZM244 263V264H245ZM252 263H254V262H252ZM121 264V263H120ZM149 264V263H148ZM161 264V263H160ZM164 264H165V262H164ZM171 264V263H170ZM175 264V263H174ZM193 264V263H192ZM218 264H220V263H218ZM264 264V263H263Z\"/></svg>",
  "mask_w": 264,
  "mask_h": 264
}]
</instances>
